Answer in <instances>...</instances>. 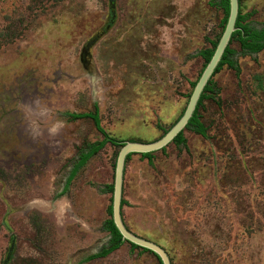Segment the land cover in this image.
Returning a JSON list of instances; mask_svg holds the SVG:
<instances>
[{"label": "rangeland", "instance_id": "obj_1", "mask_svg": "<svg viewBox=\"0 0 264 264\" xmlns=\"http://www.w3.org/2000/svg\"><path fill=\"white\" fill-rule=\"evenodd\" d=\"M219 2L0 0V264H161L127 240L85 259L110 240L105 186L122 146L108 142L66 188L80 153L103 138L74 114L97 107L113 136L160 138L187 106L199 51L221 34ZM240 7L264 26V0ZM232 46L238 68L213 76L199 110L208 135L185 127V144L127 161L125 221L173 264H264V49Z\"/></svg>", "mask_w": 264, "mask_h": 264}, {"label": "trees", "instance_id": "obj_2", "mask_svg": "<svg viewBox=\"0 0 264 264\" xmlns=\"http://www.w3.org/2000/svg\"><path fill=\"white\" fill-rule=\"evenodd\" d=\"M239 1L241 3V0H239ZM219 3L222 6L223 11H224V16L222 18L221 34H219V36L216 39L211 40V46H207V47H205V48H203V49H201L199 51L200 55H202V57L204 59V65H203L202 71L204 70L205 66L207 65L208 61L211 59V57H212V55H213V53L215 51V48H216L217 43H218V41H219V39H220V37L222 35V32H223L224 28L226 26L227 19H228V16H229V11H230L229 0H220ZM249 16H250V13H243L241 11V7H240L239 14H238L237 21H236V29L234 30V32L232 34L231 40L229 42V45L226 47V49L224 51V54H223V56H222V58H221V60H220V62L218 64V66L216 67V70H215L213 76L225 64H227L228 66L233 67L235 69L238 68V62H237V58H236V53L238 51L232 46V43L234 41H237L240 44L241 49L243 51H246V52L253 53V52H258V51H261V50L264 49V26L261 27V28L252 26L250 24V22H249ZM202 71H201V73H202ZM201 73H200V75H201ZM199 76H198V78H199ZM213 76L210 78V80L206 84V86H205V88H204V90H203V92H202V94H201V96L199 98V101H198V104H197V106L195 108V111H194L192 117L190 118V120H189V122H188V124L186 126L187 128H191L195 132H197V133H199V134H201L203 136H207L208 135L207 126L205 125V123L201 119V114H200L199 110H200V107L203 105L204 100L206 98H208L209 96H211V94L216 91V85H215V81L213 79ZM198 78L194 82H192V87L193 88H194ZM184 110H183V112H184ZM183 112L181 113V115L183 114ZM74 115L91 117L93 119L96 127L98 128V130L102 133L103 138L101 140H98V141H95V142H92V143L88 144V146L80 153L79 158L74 163V165H73V167H72V169L70 171V174H69V176L67 178L66 188L68 187V185L70 184L72 179L75 177L77 172L88 162V160L93 155L98 153L108 142L113 144V145H115V146H122L123 142L125 141V140H123V139H121L119 137L111 135L102 126L101 119H100V116H99V111H98L97 107H96V109L93 112H83V113L74 114ZM181 115L179 116V118L181 117ZM171 127H169L168 129H164V132L166 133ZM172 142H174L176 144H185L186 143V138L184 136V130H182L177 136H175V138L172 140ZM163 149H165V147ZM134 153L135 152H132V153H129L127 155L126 164H125V171H126V167H127V161L131 158V156ZM153 153H154V151L142 152L141 154H142L143 157H147L148 160L150 162H152L153 159H154V154ZM114 165L116 166V162H115ZM125 171H124V175H125ZM113 189H114L113 181L108 183V184H106L105 191L110 192L112 194V196H113ZM123 191H124V187H123ZM125 201L126 200L123 197L122 198V216H123V220H124L126 226L130 230H132L129 227L128 223L125 221L124 214H123V206L125 204ZM105 228L110 233L109 243L107 245L103 246L99 251L88 255L85 259L89 260V259H93V258L107 256L110 253H112L114 250L118 249L125 241V239L122 236V233L120 232V230L118 229V227L116 226V224L114 222V219H113V216H112V202H111L110 207H109V217L105 221ZM130 243H131L132 249H135L137 247H141V246H139V245H137L135 243H132V242H130ZM141 248L143 250H149V249H147L145 247H141ZM158 259H159V257H158Z\"/></svg>", "mask_w": 264, "mask_h": 264}, {"label": "water", "instance_id": "obj_3", "mask_svg": "<svg viewBox=\"0 0 264 264\" xmlns=\"http://www.w3.org/2000/svg\"><path fill=\"white\" fill-rule=\"evenodd\" d=\"M114 1L115 0H110L111 8L114 7ZM229 3H230V11L226 26L222 32V35L217 43V46L215 48V51L211 59L208 61L207 65L205 66L204 70L199 76L191 92L187 106L181 117L173 124V126L166 133H164L157 140L151 142H144L138 140H125L123 142L122 147L119 150L116 159V166H115V173L113 180L114 189L112 196V216L114 222L118 227V229L120 230V232L122 233V236L125 240L153 251L159 257L162 264H172L167 250L162 245L155 242L154 240L146 238L130 230L126 226L123 220L122 198H123L124 171H125L126 158L127 155L132 152H141V153L151 152L163 148L169 142H171L175 138V136H177L187 126L190 118L192 117L195 111L199 98L206 84L213 76L216 67L218 66L224 54L226 47L229 45L232 34L236 29V21L240 9V1L229 0ZM98 36L99 34H96L86 42L83 48V55L88 53L89 48L93 45V43H95Z\"/></svg>", "mask_w": 264, "mask_h": 264}, {"label": "clouds", "instance_id": "obj_4", "mask_svg": "<svg viewBox=\"0 0 264 264\" xmlns=\"http://www.w3.org/2000/svg\"><path fill=\"white\" fill-rule=\"evenodd\" d=\"M34 203L36 202L34 201ZM40 203H43V202H40ZM66 207H67V202L61 201L56 204L55 209L53 210L56 211L58 215H62Z\"/></svg>", "mask_w": 264, "mask_h": 264}, {"label": "flooded vegetation", "instance_id": "obj_5", "mask_svg": "<svg viewBox=\"0 0 264 264\" xmlns=\"http://www.w3.org/2000/svg\"><path fill=\"white\" fill-rule=\"evenodd\" d=\"M258 52H260V51H258ZM253 53H256V52H253Z\"/></svg>", "mask_w": 264, "mask_h": 264}]
</instances>
